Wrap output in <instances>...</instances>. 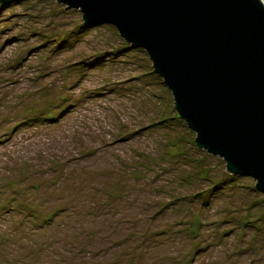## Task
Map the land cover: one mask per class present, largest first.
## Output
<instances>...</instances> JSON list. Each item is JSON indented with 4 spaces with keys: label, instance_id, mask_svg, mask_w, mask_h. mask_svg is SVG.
<instances>
[{
    "label": "rangeland",
    "instance_id": "obj_1",
    "mask_svg": "<svg viewBox=\"0 0 264 264\" xmlns=\"http://www.w3.org/2000/svg\"><path fill=\"white\" fill-rule=\"evenodd\" d=\"M66 8L0 5V264H264L256 182L197 147L144 50Z\"/></svg>",
    "mask_w": 264,
    "mask_h": 264
},
{
    "label": "water",
    "instance_id": "obj_2",
    "mask_svg": "<svg viewBox=\"0 0 264 264\" xmlns=\"http://www.w3.org/2000/svg\"><path fill=\"white\" fill-rule=\"evenodd\" d=\"M53 1L81 11L88 27L113 26L132 49L144 50L197 147L264 194L262 0Z\"/></svg>",
    "mask_w": 264,
    "mask_h": 264
},
{
    "label": "trees",
    "instance_id": "obj_3",
    "mask_svg": "<svg viewBox=\"0 0 264 264\" xmlns=\"http://www.w3.org/2000/svg\"><path fill=\"white\" fill-rule=\"evenodd\" d=\"M2 6V5H1ZM231 176H232V179L230 180V181H234L235 179H236V177H242V176H237V175H233V174H231ZM229 181V182H230ZM223 185V184H222ZM219 185H216V189L214 190V191H217V190H219V187H218ZM220 189H222V188H220ZM257 190V189H256ZM258 191V190H257ZM260 192V191H259ZM261 193V192H260Z\"/></svg>",
    "mask_w": 264,
    "mask_h": 264
}]
</instances>
